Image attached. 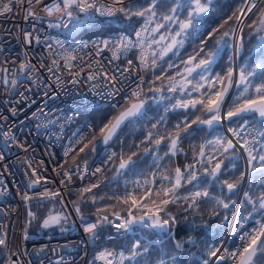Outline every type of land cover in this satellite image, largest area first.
<instances>
[{
    "label": "built area",
    "instance_id": "2783aa9c",
    "mask_svg": "<svg viewBox=\"0 0 264 264\" xmlns=\"http://www.w3.org/2000/svg\"><path fill=\"white\" fill-rule=\"evenodd\" d=\"M3 2L7 3V0ZM97 2L98 6L118 7L115 0ZM57 4L63 8L62 0H31V3L29 0H13L12 12L0 14V237H6V245H2L5 264H9V261L14 264H107L106 260L99 258L102 252L113 253L108 259L112 264H121V253L129 256L137 242L142 246L158 242L168 225L158 229L140 222L134 224L130 231L118 230L115 224L129 218V212L132 216H144L149 209L155 211V208L139 204L141 211H135L130 206L125 211L108 209L79 214L69 192L85 184H94L104 177L113 166L123 137L117 135L107 144H102L92 160L80 157L67 164L66 160L93 130L92 119L80 118L79 111L123 106L133 91H142L146 80V68L139 61L140 47H133L127 53L121 52L119 59H116L112 55L115 45L110 43L108 48H103L100 41H118L126 37L136 42V32L147 26L149 30L143 33V52L149 63L153 45L148 48L147 44L154 39L151 32L153 27L151 22L146 25L147 18H142L132 30L113 31L106 38L81 36L77 35V31L86 23L72 30V25L68 24L69 17L55 10ZM48 8H53L51 14L46 10ZM29 11L34 12L35 16L28 15ZM72 11L75 15L79 10L73 8ZM98 14L101 15L93 10L94 17ZM80 16L82 18L84 13H80ZM26 33H31V37L26 38ZM98 47L101 49L99 55L96 54ZM67 55L76 56L70 70L66 68L63 58ZM53 60L58 62V70L53 66ZM128 60L133 61L132 70L123 72L121 76L123 69L128 67ZM22 64L26 65L23 69ZM89 64L92 65L91 69ZM49 67H53L61 82L48 72ZM80 68L83 71L77 78L79 82L73 83L74 75ZM102 70L117 76L115 88L119 89L118 95H109L113 85L102 76L96 80L87 79L90 71L97 73ZM12 80L17 83L12 85ZM242 125L235 128L241 131V138L229 133L240 149H243L240 147L243 139H247L251 145L261 133L251 123L243 130ZM82 138L83 142L77 143ZM77 165L79 170L74 171ZM97 169L100 171L97 172ZM65 171L72 172L71 181L63 175ZM37 176L41 177V183L30 187ZM62 180L64 183H61ZM148 181L147 177H140L137 186L142 189ZM45 189L60 193V204L68 217V224L57 232L30 229L34 216L29 213H34V210L28 206L24 195L42 193ZM81 216L85 219L82 220ZM103 216H107L112 223H103L95 234L84 231L86 223L96 222ZM161 218L164 219L162 215ZM240 225L236 241L227 249L228 252L241 244L240 235L254 227L247 224L245 219L240 220ZM143 229L152 234L146 235ZM127 234H134L129 249L122 245L107 246L110 239L124 238ZM224 249L223 246L219 255H227ZM138 251H142V248ZM127 261L124 259L122 264H127ZM215 261L218 260L212 258V263ZM217 264H232V260L226 258L224 263L220 261Z\"/></svg>",
    "mask_w": 264,
    "mask_h": 264
},
{
    "label": "trees",
    "instance_id": "16d2710c",
    "mask_svg": "<svg viewBox=\"0 0 264 264\" xmlns=\"http://www.w3.org/2000/svg\"><path fill=\"white\" fill-rule=\"evenodd\" d=\"M243 1L213 0L212 11L204 17L200 31H190L184 41V46L167 53L163 59H159L158 56L160 48L164 45H153L152 53L155 52L156 57H153L152 54L150 56L149 66L145 70L146 80L140 97L146 100L143 110L144 116L136 118L131 123L125 122L121 126L117 135H121L123 141L113 166L104 177L94 184H85L69 192V197L75 209L77 205L80 208L79 214H93L95 211H106L108 209L125 211L132 206L130 201L127 204L124 203V200L129 196L139 200L143 207L147 205V207L155 208L154 203L159 204L161 199L156 195V192L162 185L164 187L171 186L170 181L164 180L162 177H174V169L177 167L181 168L187 176L186 166L192 165L190 171L196 173L200 184L198 185L197 181H193L192 184H184L176 195L186 196L190 192L206 189L209 196L197 198V203L193 207H189L191 200H181L178 203L169 204L166 212L171 213L175 217V221H169L168 229L162 233L158 242L148 245L149 252L146 256L137 258L141 262L147 260L148 264H157L160 259H163L167 261V264H200V261L210 258L205 253L222 242L226 229H228V221L231 218L230 215H232L233 202L235 197L237 198L239 186L233 193H229L226 187L221 190V184L224 180H228L230 183L240 180L243 173L242 157L239 151L235 149L225 153L224 155L228 157L225 159L214 147L207 145V141H213L217 136L227 137L220 124L212 126L192 124L186 133L181 131L176 154L172 155L170 152V136L178 130L177 125L180 126V129H183L185 122L191 123L197 116L201 119L209 117V114L197 110L199 106H197V109H173L172 105L176 100L199 97V93L191 92V85L186 86L189 94L186 95L185 92L180 91L181 86H184V61L199 49L202 41H206L205 51H217V41L220 40L222 33L234 31L233 27H235L236 20H229V17L240 8ZM149 2L150 0H123V3L118 4L117 8L124 7L126 10L131 9L132 12H135L147 7ZM263 5L258 4V7H263ZM174 6V4L165 0L163 4L158 5L156 8V19L150 21L152 27H155L158 23H164L166 28H162L158 33H153L154 39H159L161 34L167 35V28H174L173 25L162 19V15L168 14V9ZM177 14L181 15L180 12ZM183 15H186V13ZM142 18H147V15L145 17L126 15L125 12L119 11L114 12L111 16L98 14L80 28L77 35H96L106 38L113 31L132 30L135 23ZM246 20L241 26L239 35V38L242 37V46L240 39L237 43V72L241 68L249 69L250 66H254L256 62H260L264 58V48L259 43L262 30L256 28L259 20L257 9H253ZM216 29H219V31H215ZM214 32L215 34H212ZM231 36L225 37L221 41L220 51L212 68L214 73L224 74L228 67H232ZM164 43L166 44L167 41ZM153 58H156L157 62L155 69L151 66ZM169 64L174 65V67L169 68ZM178 72L181 75H177ZM189 79L192 78L189 77ZM253 83H259V80H254ZM173 84L176 90L170 91V86ZM240 91H242V87L238 88L236 82L228 101V107ZM116 113L117 109L113 107L81 109L79 117H90L94 130L97 127L103 128ZM243 119H249V115H245L244 118L237 117L231 121L228 120L227 125L235 128L240 125L239 123H242ZM253 119L255 122H253ZM249 121L264 132V127L260 125V118L255 116ZM154 125L155 127H153ZM150 132L153 134L151 139L148 136ZM160 137H164V139L160 145H156L155 140ZM85 141L68 156L66 164L80 157L89 160L95 157L101 146L100 140L80 152V148L84 147ZM202 145H205L203 157L199 155ZM93 146L95 147L94 151L92 150ZM251 147L256 149L253 155L257 159L249 164L246 151L248 178L242 192L234 227L226 242L227 249H230L236 241L241 219H245L247 224H253L255 227H258L257 221H264V215L253 212L254 206L259 207V197L261 193H264V187L261 186V181H264V168L260 166L264 162H261L258 158L259 155L264 154V151H262L264 149V136L255 140ZM233 152L235 159H233ZM165 153H168V155H165ZM129 156L135 161V166L129 165L125 169H120L121 159H127ZM220 160H223L218 177L221 183H217L205 172V169L210 172ZM232 163H235V168L232 167ZM253 169L256 170L253 171ZM140 177L149 179L148 184L142 189L137 186V180ZM204 180L208 182L203 183ZM92 185H98V187L92 188L91 192H81L82 189ZM149 192L152 194L150 198L148 196ZM246 192L254 201H257L255 205L247 201ZM30 196L33 199L28 200L27 204L34 210L35 214L30 223L31 230L57 232L68 224V217L63 215L64 210L60 204L59 196L52 198L39 197V193H32ZM93 198H95V202H93ZM217 200L228 203L229 207L224 208L216 202ZM134 208L135 211H141L138 205ZM249 213H252L251 217H249ZM50 215L60 216V223L45 227L44 220ZM161 215L164 219H168L164 212H161ZM170 229H172L171 232ZM142 231L146 235L152 234L147 229ZM133 237L134 234H127L124 238L110 239L107 246L122 245L129 249ZM177 241L182 246L179 251L175 248ZM0 264H5V253L2 245H0ZM127 264H134V262L128 261Z\"/></svg>",
    "mask_w": 264,
    "mask_h": 264
},
{
    "label": "snow or ice",
    "instance_id": "6c2138e0",
    "mask_svg": "<svg viewBox=\"0 0 264 264\" xmlns=\"http://www.w3.org/2000/svg\"><path fill=\"white\" fill-rule=\"evenodd\" d=\"M39 2V0H37ZM165 0H150L147 7H144L140 10L132 12L131 9H125L124 7H108L103 4H99L97 0H62L63 8L60 7L59 4L55 5V10L62 11L65 15L69 17L68 24L72 25V30L79 28L82 24L90 22L93 18V10L99 12L101 15H113L114 12H125L126 15H136L140 17H145L147 15L148 22L155 20L157 13L156 8L158 5L163 4ZM168 3L174 4V7H170L168 9V14L162 15V19L168 22L170 25H173L174 28H167V35L161 34L159 39H152L148 44L147 47L151 48L152 45H161L164 46L159 50V59H163L165 55L169 52H173L174 49L182 48L184 46V41L190 34V31H200L201 25L203 23L204 17L212 11V4L213 0H167ZM12 3L13 0H7V3H4L3 0H0V14H7L12 12ZM31 3V0H29ZM116 4H122L123 0H115ZM258 4H264V0H245V4L243 7L238 9L236 12L232 13V16L229 17V20L235 19L238 22H242V18L246 15V13H251L253 9H257L259 12V23L261 24V30H264V7H258ZM78 9L79 11L74 15L72 9ZM49 14L52 13L53 8L46 9ZM180 12L181 15L177 13ZM80 13H84V16L81 18ZM186 13V15H183ZM28 15L35 16V13L32 11L28 12ZM227 23V21H225ZM68 25H65L67 27ZM223 27V25H221ZM162 28H166L164 23H158L155 27L151 28L152 33H158ZM149 29L147 26L142 27L140 31L136 32V42H133L131 38L121 37L118 41H100V44L103 45V48H108L109 44H114V48L112 49V55L114 58L119 59V54L121 52L127 53L133 47H140L141 48V55L139 57L140 64L143 68H148L149 63L148 59L144 55L143 49L145 47V41L143 33L148 31ZM215 31H219L216 29ZM212 34H215L212 33ZM26 38L31 37V33H26ZM230 35H235L233 31H225L222 33L220 40L217 41V51L213 52L211 50L205 51L204 45L206 41H202L198 50L194 52L193 55L189 56V58L184 61L185 67L183 69V79H184V86H181L180 91L185 92V94H189L187 92V85H191V92L199 93L198 98H191L187 100H176L173 103V109H197L198 111H202L204 113L209 114L208 119H201L199 116L196 119L192 120L191 123L185 122L184 128L180 129V126L177 125V131L174 135L170 136V152L172 155L176 154L177 150V143L180 139V133L187 132L188 129L191 127L192 124H200V125H207L212 126L214 124L219 125L220 122L224 119L229 121L233 120V118H244L245 114H249V119L254 118L256 115L260 117V125L264 127V58L260 60V62H256L254 66H250L249 69L241 68L238 72L233 67H228L226 73H214L212 71L213 65L216 63L217 55L220 51V44L221 41L224 40L225 37ZM241 40L242 46V37L239 38ZM38 41V38H37ZM167 41L165 44L164 42ZM31 43V39L28 40ZM57 43H60L57 41ZM259 43L262 48H264V36L259 37ZM87 45H85L86 47ZM51 48V45L48 46ZM101 49L98 47L96 54H100ZM153 57H156V53H152ZM65 60V66L69 70L73 67L72 61L76 60V56L74 55H67L63 57ZM231 60V58H230ZM53 66L58 70L59 64L56 60L52 61ZM133 61L128 60V67L123 69L121 72V76H123V72H128L132 70ZM151 66L153 69L157 67L156 58L151 60ZM26 65H21V68H25ZM78 67V66H77ZM89 69H91L92 65H88ZM169 68L174 67V65L169 64ZM49 73H52L55 76V79L58 82L60 81V76L56 75L53 71V67H49ZM82 68H80L74 75L73 83H78V77L80 76ZM117 71H120L117 69ZM71 75L72 73L69 72ZM234 74L238 76L237 79V87H242V91H240L239 95L235 96L231 102V105L224 108L226 97L229 91V88L232 86L233 76ZM177 75H181L180 72ZM103 77L106 81L113 85V90L109 93V95H118L119 89L115 88V83L117 82L116 75H109L107 71H101L97 73L89 72L87 79L88 80H96L99 77ZM191 77L192 79H189ZM159 79V77H157ZM254 80H259V83H253ZM195 81V83H193ZM17 83L16 80H12L11 84L15 85ZM207 86V87H206ZM95 87V85L93 86ZM175 85L170 86V91H175ZM141 90L137 89L132 92L131 96L127 98V107L124 106H115L117 107V114L112 117L111 120L107 124L104 125L103 128L100 129V139L101 142L107 144L109 140H111L117 132L121 129V126L125 124V122H133L136 118H141L144 116V105L146 100L141 99ZM13 112L15 110L13 109ZM223 112V115H222ZM249 119H243L242 130L244 126L249 124ZM253 122L254 119H253ZM155 127V125L153 126ZM229 132L232 133L234 137L241 138V131H237L235 128H229ZM152 133L148 134L149 139L152 138ZM259 135L264 136V132L259 133ZM164 137H160L155 140L156 145H160L163 141ZM255 139V137L253 138ZM83 138L81 141L77 143H82ZM239 143V139L237 141ZM88 143H91L89 141ZM88 143L84 144V147L80 148V152H83L85 148L88 147ZM207 145L214 147L217 151H219L220 155L223 156L225 159L228 157L225 156V153H229V150H235L237 144L233 142L232 139H228L227 137L217 136L213 141H207ZM204 147L205 145L201 146L199 155L203 157L204 155ZM240 147L247 151L248 155V162L251 164L253 161L257 159L256 156L253 155V152L256 150L251 147L250 142L247 139H243V143L240 144ZM92 150H95L93 146ZM264 151V149H262ZM67 155V153H65ZM115 155V153H113ZM134 155V154H133ZM168 155V153H165ZM259 160L264 162V154L259 155ZM2 159V157H0ZM233 159H235V155L233 152ZM223 160H220L216 163L215 167L209 170L205 169V172L212 177L217 183H221L219 181V174L221 170V165ZM129 165L135 166V161L132 160V157L129 156L127 159H121L119 168L125 169ZM261 168H264V163H261ZM232 167L235 168V163H232ZM192 165L186 166V170H188L187 176L185 172L181 170V168L177 167L174 169V177L171 176H164L162 179L170 181V187H164L163 185L161 188L156 192L158 197H161L159 204L154 203L155 211L151 209L148 210L147 214L144 216H132L131 212L128 213L127 219H122L121 223L115 224V227L120 230L123 229L124 231H130L134 224H138L140 222H144L147 227L149 228H158L164 229L166 225L169 224V221H175V217L171 215V213L166 212V208L169 204H175L179 201H189V207H193L197 203V198L200 197H208L209 193L206 189L197 190L190 192L189 195L186 196H177L176 193L178 190L184 186V184H192L193 181H197V184H200L198 177L195 172L190 171ZM79 166H75L74 171H78ZM86 170V164H85ZM256 169H253L255 171ZM97 172L100 171L99 169L96 170ZM35 172V169H33ZM95 174V173H93ZM65 177H67L68 181L72 179V172L65 171L63 173ZM83 178V177H81ZM243 180V176H241L240 180L236 182H228V180H224L221 184V190L224 187L227 188L229 193H233L235 189L238 188L239 184ZM183 182V183H182ZM207 180H204L203 183H207ZM41 183V177L37 176L36 179L32 180L30 183V187H35L36 185ZM61 183H64L62 180ZM261 186L264 187V181H261ZM98 187V185H92L91 187L84 188L81 192H91L92 188ZM59 192H50L49 190L45 189L44 192L39 193V197H47L52 198L59 196ZM151 193H148L149 198L151 197ZM245 197L247 201L253 205L257 203L254 201L251 196L246 192ZM25 200H31L33 197L28 196L27 194L24 195ZM131 202L133 207L140 204V201L136 198L129 196L124 200V203ZM93 202H95V198H93ZM217 203L221 204L224 208H228L229 204L224 203L222 200H217ZM234 203V202H233ZM243 206V205H242ZM147 207V205H144ZM77 213H80V208L76 206ZM164 212L167 215L168 219H162L160 213ZM253 212L260 213L264 215V193H261L259 197V207H253ZM30 215L34 216V213H29ZM252 216V213H249V217ZM81 219L84 220L85 217L81 216ZM61 217L60 216H52L50 215L47 219L44 220V226L49 227L53 224L60 223ZM112 223L108 221L107 216H103L101 219L97 220L96 222H89L86 223L84 226V231L87 233L95 234L98 227H100L103 223ZM258 227L251 228L250 231L244 232L242 235L239 236V240L241 244L235 248L233 251L228 252L227 249H224V252L227 254L219 255L220 248L214 247L209 249L205 255L210 258H216L219 261H224L226 258H230L232 260V264H264V221H257ZM0 245H6V237H0ZM180 242H176L175 248L177 251L181 249ZM142 251H138L141 249ZM149 247L142 246L139 242H137L129 256L125 257L123 253L120 254L121 257V264L124 259H128L133 261L134 264H148L147 260L141 262L138 260V257H144L148 254ZM113 253L111 252H102L100 254L101 260H106L107 264H112V261L108 259L109 256H112ZM174 259V258H173ZM9 264H14V262L9 261ZM157 264H167V261L160 259ZM200 264H209L208 260L200 261Z\"/></svg>",
    "mask_w": 264,
    "mask_h": 264
},
{
    "label": "bare ground",
    "instance_id": "6f19581e",
    "mask_svg": "<svg viewBox=\"0 0 264 264\" xmlns=\"http://www.w3.org/2000/svg\"><path fill=\"white\" fill-rule=\"evenodd\" d=\"M245 4V3H244ZM243 4V5H244ZM248 14L249 13H246V15L242 18V22H236V25H235V27H234V33H235V35H233V47L235 48L236 47V45H235V42L237 41V37H238V34H239V31H240V29H241V26H242V24H243V22H244V20L246 19V17L248 16ZM247 21V20H246ZM243 31V30H242ZM234 52V51H233ZM239 52V51H238ZM235 69V68H234ZM236 75L234 74V79H233V83H232V86H234V84H235V82H236ZM224 108H226V106L224 105ZM222 115H223V112H222ZM223 121V120H222ZM246 178H247V173H246V169H245V172H244V175H243V180H242V182H241V184H240V191L238 192V194H237V198H236V202H235V207H234V210H233V213H232V216H231V218H230V222H229V226H228V229H227V231H231V229H232V226H233V224H234V221H235V217H236V212H237V209H238V205H239V203H240V200H241V195H242V188H243V185H244V183H246L245 181H246ZM225 244V240H222V242L220 243V246H219V248H220V250H221V248L223 247V245Z\"/></svg>",
    "mask_w": 264,
    "mask_h": 264
},
{
    "label": "water",
    "instance_id": "95a60500",
    "mask_svg": "<svg viewBox=\"0 0 264 264\" xmlns=\"http://www.w3.org/2000/svg\"><path fill=\"white\" fill-rule=\"evenodd\" d=\"M263 7H264V5H263ZM235 45H236V42H235ZM234 51V52H233ZM232 54H233V62H232V67L233 68H235V70H236V72H237V62H236V47L234 48L233 47V44H232ZM233 79H234V76H233ZM232 83H233V81H232ZM232 90H233V86H231L230 88H229V91H228V94H227V97H226V102H225V106H226V103L228 102V99H229V97H230V95H231V93H232ZM128 106V104L127 105H125L124 107H127ZM117 114V113H116ZM245 115H249V114H245ZM258 116V115H257ZM209 118V117H208ZM207 118V119H208ZM228 120L227 119H224L223 121H221L220 122V124L222 125V127H223V129L225 130V132L227 133V135H228V129H227V126H226V122H227ZM230 133V132H229ZM228 139H230L229 137H227ZM110 141V140H109ZM108 141V142H109ZM100 142H101V139H100ZM107 142V143H108ZM102 143V142H101ZM102 144H104V143H102ZM237 148V147H236ZM238 150V149H237ZM241 154V153H240ZM243 154V155H242ZM241 154V156H242V158H243V175H244V172H245V169H246V173H247V158H246V156H244L245 154L244 153H242ZM242 175V176H243ZM247 177H248V174H247ZM246 181H247V178H246ZM245 181V182H246ZM242 182V181H241ZM241 184V183H240ZM244 186H245V183H244V185H243V188H244ZM235 204V203H234ZM230 235V232L229 231H227V229H226V232H225V234H224V237L222 238V240H227V238H228V236ZM221 243V242H220ZM211 259V258H210ZM210 259L208 260L209 262H210Z\"/></svg>",
    "mask_w": 264,
    "mask_h": 264
},
{
    "label": "rangeland",
    "instance_id": "374dc122",
    "mask_svg": "<svg viewBox=\"0 0 264 264\" xmlns=\"http://www.w3.org/2000/svg\"><path fill=\"white\" fill-rule=\"evenodd\" d=\"M245 2V0L243 1V3ZM243 3H242V5H243ZM240 6V8L241 7H243V6ZM239 8V9H240ZM251 13H249L248 14V16L250 15ZM248 16L246 17V19L248 18ZM246 19L244 20V22L246 21ZM237 22V21H236ZM236 22H235V24H234V26L236 25ZM243 22V23H244ZM243 25V24H242ZM256 28H262V26H261V24L259 23V20H258V22H257V24H256ZM233 30H234V27H233ZM241 30V29H240ZM239 35H240V31H239V34H238V37H237V41H236V51H237V43H238V39H239ZM260 36H264V33H263V30H262V32L260 33ZM259 36V37H260ZM231 38H232V36H231ZM238 68V67H237ZM237 78H238V76H237ZM236 82H237V79H236ZM236 82H235V84H234V87H233V90H234V88H235V85H236ZM233 92V91H232ZM231 95H232V93H231ZM231 95H230V97H231ZM230 97H229V99H230ZM229 99H228V101H229ZM228 107V102L226 103V108ZM225 108V109H226ZM117 109V108H116ZM242 123H243V121H242ZM239 124H241V123H239ZM221 125V124H220ZM229 127V126H228ZM229 128H234V127H229ZM100 129H101V127H97V128H95L93 131H92V133L88 136V138H87V140L85 141V143H88L89 141H91V143H88V147L89 146H91V144H93L94 142H96V141H98V140H100ZM262 132V131H261ZM84 143V144H85ZM84 144H83V146H84ZM240 191V189L238 190V192ZM238 192H237V194H238ZM236 198V197H235ZM235 200V199H234ZM235 202H236V200H235ZM63 215L64 216H66V213H65V211H64V213H63ZM232 216V215H231ZM236 220V219H235ZM229 222H230V220H229ZM234 223H235V221H234ZM228 226H229V223H228ZM233 227H234V224H233ZM254 227H255V225H254ZM233 229V228H232ZM220 246V245H219Z\"/></svg>",
    "mask_w": 264,
    "mask_h": 264
},
{
    "label": "flooded vegetation",
    "instance_id": "af4514ba",
    "mask_svg": "<svg viewBox=\"0 0 264 264\" xmlns=\"http://www.w3.org/2000/svg\"><path fill=\"white\" fill-rule=\"evenodd\" d=\"M257 116V115H256ZM258 118H260L259 116H257Z\"/></svg>",
    "mask_w": 264,
    "mask_h": 264
}]
</instances>
